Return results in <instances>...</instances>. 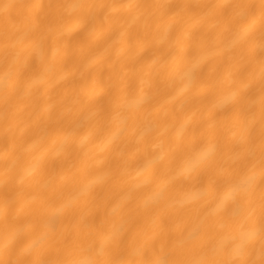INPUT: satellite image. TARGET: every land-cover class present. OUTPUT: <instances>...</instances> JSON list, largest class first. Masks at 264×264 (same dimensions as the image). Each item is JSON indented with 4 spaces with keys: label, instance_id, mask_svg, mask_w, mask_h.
I'll return each instance as SVG.
<instances>
[{
    "label": "bare ground",
    "instance_id": "bare-ground-1",
    "mask_svg": "<svg viewBox=\"0 0 264 264\" xmlns=\"http://www.w3.org/2000/svg\"><path fill=\"white\" fill-rule=\"evenodd\" d=\"M0 264H264V0H0Z\"/></svg>",
    "mask_w": 264,
    "mask_h": 264
}]
</instances>
